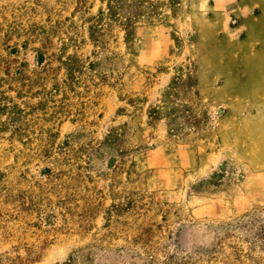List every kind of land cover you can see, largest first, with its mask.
Listing matches in <instances>:
<instances>
[{"label": "rangeland", "instance_id": "1", "mask_svg": "<svg viewBox=\"0 0 264 264\" xmlns=\"http://www.w3.org/2000/svg\"><path fill=\"white\" fill-rule=\"evenodd\" d=\"M244 2L0 0V264H264Z\"/></svg>", "mask_w": 264, "mask_h": 264}, {"label": "crops", "instance_id": "2", "mask_svg": "<svg viewBox=\"0 0 264 264\" xmlns=\"http://www.w3.org/2000/svg\"><path fill=\"white\" fill-rule=\"evenodd\" d=\"M260 4L261 5V18L264 21V0H245L244 4L249 7L251 4ZM259 5V6H260ZM264 28V26H262Z\"/></svg>", "mask_w": 264, "mask_h": 264}]
</instances>
